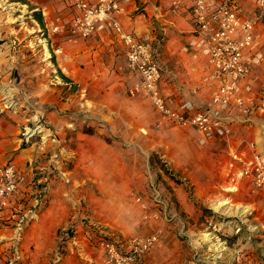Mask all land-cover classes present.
Segmentation results:
<instances>
[{"label":"crops","instance_id":"1","mask_svg":"<svg viewBox=\"0 0 264 264\" xmlns=\"http://www.w3.org/2000/svg\"><path fill=\"white\" fill-rule=\"evenodd\" d=\"M24 1L46 15L47 28L70 23L76 14L65 0ZM173 2L122 0L113 16L126 32L147 35L157 49L169 107L190 102L203 111L212 107L217 90L214 68L202 62L208 54L202 34L170 12ZM256 3L242 0V17L253 14ZM10 4L7 0V8ZM260 31L264 38V22ZM34 38L18 49L10 32L0 31V168L14 162L21 176L18 194L0 213V256L7 259L9 248L18 246L17 264H52L61 232L73 228L79 238L67 244L65 264H97L103 253L97 234L147 236L154 228L163 238L140 264H231L235 248L211 233L207 238V226L197 219L201 204L212 200H223L226 212L263 210L251 198L240 209L227 203L241 198L240 185L260 193L241 171L255 151L264 158V115L247 117L235 106H216L231 133L221 144L202 143L195 128L177 125L148 99L129 93L140 75L126 69V46L109 21L98 25L92 40L60 30L48 47L25 52ZM246 54L253 58L254 76L263 75L264 48ZM239 88L259 94L252 82L243 80ZM154 153L170 173H152ZM157 191L163 205L155 199ZM145 205L157 214L140 227ZM85 214L92 219L86 225L79 220ZM116 214L132 215L133 221L116 223ZM25 215L29 219L19 234L18 221ZM167 215L171 219L163 226Z\"/></svg>","mask_w":264,"mask_h":264},{"label":"built area","instance_id":"2","mask_svg":"<svg viewBox=\"0 0 264 264\" xmlns=\"http://www.w3.org/2000/svg\"><path fill=\"white\" fill-rule=\"evenodd\" d=\"M76 12L70 23H61L59 27L78 35L84 40H92L98 25L109 21L112 32L123 40L126 46V69L137 72L140 80L130 88L133 96L142 95L158 111L182 127H193L200 134L202 143L211 139L221 144L223 135H229L230 129L223 123V113L213 109L216 106H235L247 117L254 114L264 115V74L254 76V61L247 51L264 48V38L260 25L264 22V0H257L256 11L242 17V0H174L170 12L192 23L202 34L208 54L207 63L214 68L213 81L217 86L212 98V107L198 110L193 103H184L177 110L169 107L161 91L163 68L159 62L158 51L147 35L126 32L113 13L119 12L122 0H65ZM264 65V62H263ZM255 83L259 94L252 95L248 90H240L242 81ZM255 148V144L251 143ZM241 176L253 182L257 191L264 194V158L254 152L251 164L245 166ZM20 171L14 162L0 168V213L9 208L11 201L19 191ZM155 199L164 204V196L156 192ZM144 208L147 209L145 205ZM29 217L22 216L18 221L19 234L24 231ZM63 231L61 245L56 249L52 264H65L66 244L75 242L76 235ZM159 242V235L130 237L128 239H100L103 250L98 264H139ZM7 259L0 256V264H17L21 261L18 246L9 248Z\"/></svg>","mask_w":264,"mask_h":264},{"label":"rangeland","instance_id":"3","mask_svg":"<svg viewBox=\"0 0 264 264\" xmlns=\"http://www.w3.org/2000/svg\"><path fill=\"white\" fill-rule=\"evenodd\" d=\"M7 0H0V15L2 16L0 18V31L8 30L10 34L13 36V40L16 41V44L14 46H17L19 49L21 46L26 44V42H29L33 37L34 40L29 43V46L23 48L25 52L28 51V49L35 48H43L45 46L48 47L49 41L53 43L54 39L52 38L55 33H57L60 30H64L62 28L56 29L57 26L53 27H45V21L44 17L46 16L42 11L36 9L37 6L33 5L29 1H18V0H9L12 7L7 8L6 6ZM10 4V5H11ZM41 16V21L38 20V16ZM66 31V30H65ZM46 39V40H45ZM4 42V41H3ZM2 41L0 43H3ZM50 43V44H51ZM17 51V50H16ZM46 51V50H45ZM17 55L18 52H17ZM47 52V56H48ZM52 60V56H48ZM50 67L54 69L53 65L51 64ZM18 75V72H17ZM58 75L56 72L52 74V76ZM49 78V76H48ZM8 90H10V87H6ZM179 153H182L181 150H178ZM152 173L159 172V170H162L163 173L168 174L170 171L168 170L165 162H162V160L159 158V156L154 153V156L152 155ZM59 172V171H58ZM62 178L66 180L67 182H70L69 176L61 173ZM160 178L161 174L159 175ZM176 181L181 182L180 179H177L176 177L172 176ZM159 178V180H160ZM189 188V187H188ZM194 188H191L190 191L193 192ZM238 193L240 194V199H237L235 197H232V202L227 203L228 206H231L234 208H244L246 198H251L254 200L255 203H257V206L261 207L263 210L259 214L254 212V214H239L238 212L232 213L229 211H225L224 209V203L223 200L219 201H211L209 204L204 205L201 204V216L197 219L198 223H203L205 226H207V232L209 233L207 235V238L211 237V234L213 236H217L218 238H221V240L227 241V246L232 245V247L235 248L233 250L234 256L232 257L233 262L231 264H264V227L260 223H264V194L263 193H252L250 189L247 187H243L242 185L237 187ZM225 191V190H224ZM244 196V197H243ZM228 200V199H225ZM239 200V201H238ZM157 201V200H156ZM164 202V200H163ZM86 203H82L81 207L85 208ZM163 205V204H162ZM80 206V204H79ZM147 206V205H146ZM220 206V207H219ZM226 206V205H225ZM256 206V208H257ZM146 213H144L143 216L139 217L137 220L138 222H141L140 227L144 224H147L151 219V217H156L149 213V209L147 206V209L144 208ZM257 210V209H256ZM91 215V214H90ZM96 216V215H95ZM112 220L116 223L122 224H128V221H133L132 215H130L131 218H129V215H112ZM164 217V216H163ZM164 219V218H163ZM171 219L169 215L166 216V219H164V224H167V221ZM79 220L81 223H89L92 219L88 214H85L84 216H80ZM152 231L147 236H150L152 234H158L159 235V241L161 238H163L160 231L155 230L154 228H151ZM65 231H69L68 233L71 236L78 237V233L73 230V228L67 229ZM211 233V234H210ZM61 236L62 232L59 236V246L61 245ZM145 237V234H141V232H137L136 235L132 236H121V237H114V236H101L100 234L96 235V239H99L98 242H100V239H128L130 237ZM177 238L182 241L184 239L183 235H178ZM231 241V243H229ZM67 245V244H66ZM78 246V244H74ZM234 245V246H233ZM180 249V247H178ZM87 250V247L85 249H82L81 252H85ZM180 250H184L185 247H182ZM76 253V252H75ZM202 253V252H200ZM210 253V252H209ZM82 256V254H80ZM53 256V255H52ZM51 256V258H52ZM83 260H85L87 263H90V261L86 258V255L82 256ZM145 259V258H144ZM143 259V260H144ZM143 260L141 262H143ZM214 262L215 260H211ZM140 262V263H141ZM94 263V262H93ZM139 263V264H140ZM98 264V263H97ZM206 264V263H204Z\"/></svg>","mask_w":264,"mask_h":264},{"label":"trees","instance_id":"4","mask_svg":"<svg viewBox=\"0 0 264 264\" xmlns=\"http://www.w3.org/2000/svg\"><path fill=\"white\" fill-rule=\"evenodd\" d=\"M18 1H24V0H18ZM38 20L41 21V16H40V14H39V16H38Z\"/></svg>","mask_w":264,"mask_h":264}]
</instances>
